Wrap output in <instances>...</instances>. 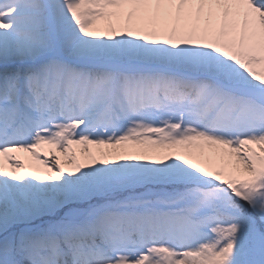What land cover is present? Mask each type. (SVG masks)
Returning a JSON list of instances; mask_svg holds the SVG:
<instances>
[{
    "label": "snow or ice",
    "instance_id": "1",
    "mask_svg": "<svg viewBox=\"0 0 264 264\" xmlns=\"http://www.w3.org/2000/svg\"><path fill=\"white\" fill-rule=\"evenodd\" d=\"M0 264H264V0H0Z\"/></svg>",
    "mask_w": 264,
    "mask_h": 264
},
{
    "label": "bare ground",
    "instance_id": "2",
    "mask_svg": "<svg viewBox=\"0 0 264 264\" xmlns=\"http://www.w3.org/2000/svg\"><path fill=\"white\" fill-rule=\"evenodd\" d=\"M77 152L79 154V149H77ZM57 155H59V154L57 153ZM60 158H61V161L63 162L64 161V158L62 156ZM49 159H50V157H49Z\"/></svg>",
    "mask_w": 264,
    "mask_h": 264
}]
</instances>
